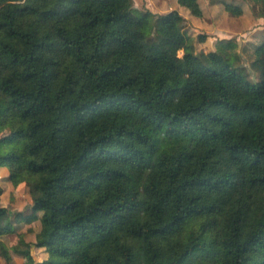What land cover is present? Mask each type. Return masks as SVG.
Listing matches in <instances>:
<instances>
[{
	"label": "trees",
	"instance_id": "16d2710c",
	"mask_svg": "<svg viewBox=\"0 0 264 264\" xmlns=\"http://www.w3.org/2000/svg\"><path fill=\"white\" fill-rule=\"evenodd\" d=\"M185 22L133 0H0V166L31 195L11 216L0 183L7 262L34 264V245L41 264H264V42L252 83L234 40L194 52ZM35 221L34 243L7 245Z\"/></svg>",
	"mask_w": 264,
	"mask_h": 264
},
{
	"label": "rangeland",
	"instance_id": "374dc122",
	"mask_svg": "<svg viewBox=\"0 0 264 264\" xmlns=\"http://www.w3.org/2000/svg\"><path fill=\"white\" fill-rule=\"evenodd\" d=\"M133 2L136 8L148 9L156 15L166 14L176 7L175 0H133ZM226 3L238 6L242 12L240 14L230 12L225 6ZM200 5L201 8L203 7L201 17L193 15L186 7L180 12L186 19L184 29L194 41L193 51H215L224 40H234L237 47L231 51L236 52L237 57L239 56L238 63H236L237 68L245 72L252 83L258 82L261 75L260 70L254 64L255 49L264 42V17L259 16L261 13L260 5H255L251 0H201ZM200 36H204V40H201ZM179 54L182 55L183 51L181 50ZM7 133H9L8 129L5 130L4 134ZM0 167V174L4 175V167H7L4 165ZM1 178L0 181L5 188L1 202L8 207L11 216L20 212L30 213L31 195L28 187L26 185L13 186L6 182L5 178ZM40 228V221L31 224L21 223L20 226L17 225V230L14 233L9 234L4 239L9 247L15 245L20 237L34 243L36 233ZM11 254V262H7L0 254V264H28L26 257L17 255L13 251ZM32 254L34 264H41L48 256L45 249L37 248L34 245H32Z\"/></svg>",
	"mask_w": 264,
	"mask_h": 264
},
{
	"label": "crops",
	"instance_id": "0c3cea01",
	"mask_svg": "<svg viewBox=\"0 0 264 264\" xmlns=\"http://www.w3.org/2000/svg\"><path fill=\"white\" fill-rule=\"evenodd\" d=\"M199 1H200V3H201V0H199ZM175 3H176V7H175V9L180 10V12L182 11V9H185L183 6H181V5L178 3V0H175ZM179 6H180V8H179ZM148 7H150V6H148ZM186 9H188V8H186ZM202 9H203V7H202ZM161 12H163V11H161ZM0 169H1V167H0ZM3 173H4V175L0 174V176L3 177V178H5V177L7 176V174H8L7 168L4 167V171H3ZM1 177H0V178H1ZM1 179H2V178H1ZM0 183H1V181H0ZM1 184H2V183H1ZM3 185H4V184H3Z\"/></svg>",
	"mask_w": 264,
	"mask_h": 264
}]
</instances>
